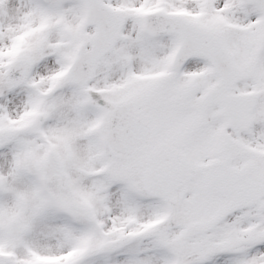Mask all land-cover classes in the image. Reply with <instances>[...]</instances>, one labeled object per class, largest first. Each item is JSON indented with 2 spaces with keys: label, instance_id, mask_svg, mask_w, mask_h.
I'll return each mask as SVG.
<instances>
[{
  "label": "snow or ice",
  "instance_id": "obj_1",
  "mask_svg": "<svg viewBox=\"0 0 264 264\" xmlns=\"http://www.w3.org/2000/svg\"><path fill=\"white\" fill-rule=\"evenodd\" d=\"M0 264H264V0H0Z\"/></svg>",
  "mask_w": 264,
  "mask_h": 264
}]
</instances>
